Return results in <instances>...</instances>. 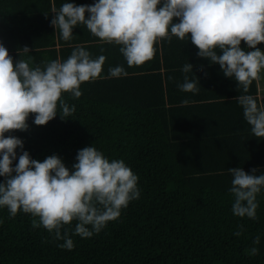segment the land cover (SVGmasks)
<instances>
[{"label": "trees", "instance_id": "trees-1", "mask_svg": "<svg viewBox=\"0 0 264 264\" xmlns=\"http://www.w3.org/2000/svg\"><path fill=\"white\" fill-rule=\"evenodd\" d=\"M96 2L0 0V43L14 62L30 56L32 66L43 68L48 61L66 60L78 45L92 59L103 53L108 57L102 78L83 83L81 97L62 94L76 109L67 120L58 104L56 117L46 125H36L32 113L26 131L5 136L24 141L13 167L27 151L41 162L57 155L73 171L78 151L94 146L110 161L123 160L131 168L140 198L91 237L72 234L75 220L65 225L62 232L69 231L71 250L59 247L64 241L43 227L34 228L31 214L20 211L11 217L7 207H0V264H264V188L257 195L256 220L232 212L228 169L264 174V138L253 136L244 119L235 99L241 94L237 81L224 76L219 64L199 57L190 34L183 41L175 36L158 40L151 60L129 67L120 45L101 44L85 26L74 28L78 34L64 41L51 25L53 6ZM82 32L88 34L79 36ZM24 47L31 51L24 53ZM257 47L264 51V43ZM241 48L254 50L244 41ZM187 63L193 72L185 74ZM116 66L128 75L103 78ZM185 75L197 81L198 91L179 90ZM248 94L264 107V70ZM5 179L0 176V183ZM240 225L243 233L236 236ZM257 235L260 243L254 245ZM252 247L257 255L246 253Z\"/></svg>", "mask_w": 264, "mask_h": 264}, {"label": "clouds", "instance_id": "clouds-1", "mask_svg": "<svg viewBox=\"0 0 264 264\" xmlns=\"http://www.w3.org/2000/svg\"><path fill=\"white\" fill-rule=\"evenodd\" d=\"M51 11L56 14L51 25L64 41L72 38L74 28L83 25L101 44L120 45L129 67L151 60L158 40L171 41L175 36L183 41L190 34L191 43L199 49L197 55L219 64L224 76L237 81L241 94L235 99L244 119L253 136L264 138V107L248 94L249 86L264 70V51L257 47L264 43V0H97L93 5L64 3ZM242 41L254 50L242 49ZM21 50L31 51L28 47ZM105 61L104 55L92 59L78 45L66 60H51L42 68L32 66L30 56L14 62L0 43V176L6 178L0 183V207H7L11 217L20 211L31 214L32 226L43 227L55 239L63 240L58 245L62 249L74 246L69 231L62 232L65 225L75 220L72 234L91 237L119 218L131 201L139 199L138 176L123 160L110 161L94 146L78 151L73 171L57 155L41 162L27 151L13 167L16 150L23 149L24 141L6 137L5 133L26 131L32 113L36 114V125H46L56 117L58 104L62 119L67 120L76 109L61 99L62 94L81 97L83 83L102 78ZM182 71L193 72V65L185 64ZM127 75L123 66H116L110 67L103 78ZM178 88L196 92L197 81L185 75ZM228 171L232 175L229 191L234 196L233 214L256 220L257 195L264 188V174L257 175L252 169L250 175L242 167ZM239 227L236 236L243 233V225ZM259 243L257 235L253 244ZM245 251L252 256L258 254L256 247Z\"/></svg>", "mask_w": 264, "mask_h": 264}, {"label": "crops", "instance_id": "crops-1", "mask_svg": "<svg viewBox=\"0 0 264 264\" xmlns=\"http://www.w3.org/2000/svg\"><path fill=\"white\" fill-rule=\"evenodd\" d=\"M86 33L88 34V32H85V33L82 32V33H80L79 36H84ZM89 33L91 34V32H89ZM76 34H78V33H77V30L75 29V31H73V36L76 35ZM74 37H75V36H74ZM74 43L77 44L78 42H74ZM104 54H105V53H103V54H101V55H104ZM105 55H106V54H105ZM106 58H108V57H106ZM106 60H108V59H106ZM261 90H262V88L259 87V88H258L259 93L261 92Z\"/></svg>", "mask_w": 264, "mask_h": 264}]
</instances>
